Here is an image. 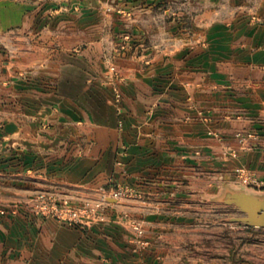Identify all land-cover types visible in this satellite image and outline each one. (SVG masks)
Instances as JSON below:
<instances>
[{
	"label": "crops",
	"instance_id": "1",
	"mask_svg": "<svg viewBox=\"0 0 264 264\" xmlns=\"http://www.w3.org/2000/svg\"><path fill=\"white\" fill-rule=\"evenodd\" d=\"M65 5L0 0L10 49L0 57V101L15 104H0V166L66 190L127 184L136 192L128 213L145 233L20 216L0 221V264H260L264 228L232 222L242 215L221 207L202 223L198 209L177 203L214 192L219 168L221 186L264 195V0ZM126 35L135 50L114 58L119 106L112 83L101 85L114 38ZM240 169L261 186L237 180Z\"/></svg>",
	"mask_w": 264,
	"mask_h": 264
},
{
	"label": "rangeland",
	"instance_id": "2",
	"mask_svg": "<svg viewBox=\"0 0 264 264\" xmlns=\"http://www.w3.org/2000/svg\"><path fill=\"white\" fill-rule=\"evenodd\" d=\"M69 1L72 0H56L58 3L61 2V6L58 10H69L71 6L65 5ZM72 9L76 10L78 6ZM190 12L191 9L189 8L188 15H190ZM121 13L123 15L127 13V17L132 15V13L131 15L128 14L129 12L127 10ZM154 41H158V39ZM112 48H114V52L104 60L107 64V70L104 73V82L101 86L106 88L108 84L115 83V85L110 84L115 89L113 100L120 106L123 96L118 84L123 82V78L114 58L118 55L123 56V54L128 53V51L133 52L135 46H133V39L126 35L123 38H114ZM6 52L9 53L10 49L0 40V57L7 55ZM18 77H24L26 79L29 76L25 73L24 75L18 74ZM6 101H0V104L7 105L12 109L15 107L14 102H12L14 99L12 101H7L8 103ZM120 125H122V123ZM1 128L2 123L0 122V129ZM45 157L48 158L49 156L45 155ZM3 163L5 162H2V164ZM219 169L220 170L214 172V175L217 180L216 185L222 187L221 189L223 192L224 185L229 183L226 182L221 186V183L225 180L222 177L223 168ZM57 170H59L57 167L51 168L53 173ZM19 173L20 172L14 165L6 166L3 164L0 166V221L2 222H9V220L13 221L20 216H33L41 220L52 219L72 229L81 231H86L95 225H106L117 222L119 225L123 226L122 228H124L126 232L127 229L130 228L137 240L141 239L145 233L142 220L134 218L128 213V199L133 194H136V192H134L133 188H129L127 184L107 182L104 186L97 188L66 190L59 184L50 183L43 178L39 179L38 175L26 173L22 178V176H19ZM234 176L239 181L245 177L256 178L253 172L244 169L237 170ZM220 187L216 188L214 192H210L209 195L203 193L204 196L201 195L194 199L186 198V195L189 193L185 192L184 195L186 197H184L181 202L177 203L178 207L182 206V210L185 212H188L186 210L189 208L194 210L198 209V214L195 217L199 218L202 223L207 222V218L209 217H207L206 214L209 210H213L212 208H228L224 209L225 214L228 215L240 213L235 207L226 206L216 201V198L222 194ZM168 200L170 201V199ZM167 204L170 205V202H167ZM171 205L176 204L171 203ZM210 217L213 218L215 216ZM260 264H264V257Z\"/></svg>",
	"mask_w": 264,
	"mask_h": 264
},
{
	"label": "water",
	"instance_id": "3",
	"mask_svg": "<svg viewBox=\"0 0 264 264\" xmlns=\"http://www.w3.org/2000/svg\"><path fill=\"white\" fill-rule=\"evenodd\" d=\"M220 204L235 207L241 217L232 222L241 223L249 227L264 228V195L250 193L246 190L235 189L225 184L222 194L216 198Z\"/></svg>",
	"mask_w": 264,
	"mask_h": 264
},
{
	"label": "built area",
	"instance_id": "4",
	"mask_svg": "<svg viewBox=\"0 0 264 264\" xmlns=\"http://www.w3.org/2000/svg\"><path fill=\"white\" fill-rule=\"evenodd\" d=\"M240 182H242L244 185L258 186V187H260L262 184L257 178L254 177L242 178Z\"/></svg>",
	"mask_w": 264,
	"mask_h": 264
}]
</instances>
